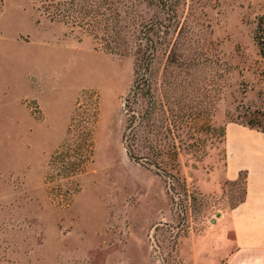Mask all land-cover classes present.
Here are the masks:
<instances>
[{"label": "rangeland", "instance_id": "obj_1", "mask_svg": "<svg viewBox=\"0 0 264 264\" xmlns=\"http://www.w3.org/2000/svg\"><path fill=\"white\" fill-rule=\"evenodd\" d=\"M63 2L93 27L0 0V264H223L246 194L224 128L264 112V0Z\"/></svg>", "mask_w": 264, "mask_h": 264}, {"label": "crops", "instance_id": "obj_2", "mask_svg": "<svg viewBox=\"0 0 264 264\" xmlns=\"http://www.w3.org/2000/svg\"><path fill=\"white\" fill-rule=\"evenodd\" d=\"M224 138L225 175L233 181L245 171L246 194L223 215L229 221L224 239L230 251L223 264H264V133L230 122Z\"/></svg>", "mask_w": 264, "mask_h": 264}, {"label": "trees", "instance_id": "obj_3", "mask_svg": "<svg viewBox=\"0 0 264 264\" xmlns=\"http://www.w3.org/2000/svg\"><path fill=\"white\" fill-rule=\"evenodd\" d=\"M51 2V5L49 7V4L47 5V16L50 18V19H57L59 17H61V12L63 11H67V12H64L66 15V17L68 18L69 17V13L70 12H75V16L73 18V22H76V19L78 17H80L81 14H77L79 12H76L75 10L78 8H82L84 10L83 12V15H82V18L85 19V17H89L91 15V18H90V21L87 22L89 24V26L93 27V22L95 21V18L93 17L92 13H91V8H92V5H90L89 3L91 2H87V4H79L78 2L75 3V2H72L70 3V6H65V2H63V0H48ZM67 3V2H66ZM69 5V3H67ZM87 5V6H86ZM50 8L52 9L50 11ZM264 24V17L262 16L261 19L259 20V25H262ZM260 27V26H259ZM262 38H264V36H260L258 35L257 36V43L260 47V49L263 50V55H264V41L262 40ZM142 51V50H141ZM149 51V46L147 44L144 45V50H143V53ZM150 53V52H148ZM149 61H151V59H149ZM148 66V64H147ZM129 101L127 99V102H126V106L128 105ZM134 113V112H133ZM133 116V119H135V116L134 114H132ZM259 116L262 117V120L259 119ZM243 126H246L248 128H251V129H255L259 132H262L264 133V112L259 110V109H256L254 110V116L253 118H250L249 120H246V121H239L237 122ZM245 180H246V173H245Z\"/></svg>", "mask_w": 264, "mask_h": 264}, {"label": "water", "instance_id": "obj_4", "mask_svg": "<svg viewBox=\"0 0 264 264\" xmlns=\"http://www.w3.org/2000/svg\"><path fill=\"white\" fill-rule=\"evenodd\" d=\"M212 222H215V219H212Z\"/></svg>", "mask_w": 264, "mask_h": 264}]
</instances>
